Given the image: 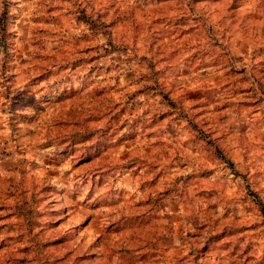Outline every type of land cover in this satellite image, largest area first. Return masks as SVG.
I'll return each mask as SVG.
<instances>
[{
	"label": "rangeland",
	"instance_id": "rangeland-1",
	"mask_svg": "<svg viewBox=\"0 0 264 264\" xmlns=\"http://www.w3.org/2000/svg\"><path fill=\"white\" fill-rule=\"evenodd\" d=\"M0 264H264V0H0Z\"/></svg>",
	"mask_w": 264,
	"mask_h": 264
}]
</instances>
